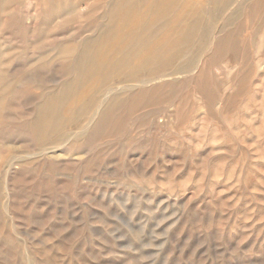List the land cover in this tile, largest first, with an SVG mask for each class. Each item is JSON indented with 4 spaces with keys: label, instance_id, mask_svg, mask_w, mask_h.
I'll return each instance as SVG.
<instances>
[{
    "label": "rangeland",
    "instance_id": "obj_1",
    "mask_svg": "<svg viewBox=\"0 0 264 264\" xmlns=\"http://www.w3.org/2000/svg\"><path fill=\"white\" fill-rule=\"evenodd\" d=\"M113 3L0 0V264H264V0H138L193 13L202 70L79 81Z\"/></svg>",
    "mask_w": 264,
    "mask_h": 264
},
{
    "label": "bare ground",
    "instance_id": "obj_2",
    "mask_svg": "<svg viewBox=\"0 0 264 264\" xmlns=\"http://www.w3.org/2000/svg\"><path fill=\"white\" fill-rule=\"evenodd\" d=\"M183 10H185L184 5L179 8L170 5H149L141 10L138 0H114L111 8L102 15L105 22L100 31L93 38L86 39L82 44V51L73 57L71 69L77 73L79 81L96 79L105 81L104 84L110 81L119 70L123 74L122 81L133 83L160 82L164 81L165 77L177 73H188L194 70L200 72L205 54H200L196 63L192 65L191 58L194 55L184 54L180 52V49L185 43L192 42L196 33L206 30L203 26L200 28L203 24L199 21H191L193 13ZM168 16L171 18L170 21ZM172 16H175V19H172ZM167 27L170 28L171 35L166 40L159 39L157 35ZM138 35L143 36L138 39ZM216 38L217 36L213 35L208 41L207 49L212 47ZM121 41L125 44L121 47L117 46ZM142 71L148 74L138 77V73ZM75 85V81H64L59 101H48L42 105V112L46 115L48 122L57 119V105H62L65 97L73 96L77 90ZM96 87H98L97 84L95 87L92 86L93 89ZM99 88L105 89L104 97L113 89L111 86ZM111 99L107 101V104ZM102 104L103 101L100 100L94 105L89 124L95 117L100 119L104 114Z\"/></svg>",
    "mask_w": 264,
    "mask_h": 264
}]
</instances>
